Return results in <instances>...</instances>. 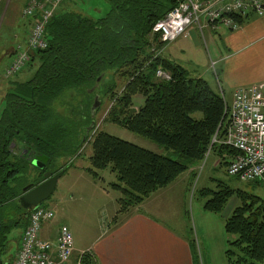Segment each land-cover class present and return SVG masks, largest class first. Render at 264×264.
I'll return each instance as SVG.
<instances>
[{
    "label": "trees",
    "instance_id": "trees-1",
    "mask_svg": "<svg viewBox=\"0 0 264 264\" xmlns=\"http://www.w3.org/2000/svg\"><path fill=\"white\" fill-rule=\"evenodd\" d=\"M110 4V13L99 20L63 5L47 27L48 48L34 52L23 69L33 76L25 81L9 80L0 117V216L21 195L15 191L23 176L20 173L29 165L39 171L32 164L34 154L46 157L50 169L55 153L46 134L57 120L59 107L68 109L70 118L77 120L78 102L92 126L91 107L97 96L102 100V83L107 78L114 82L117 74L127 82L120 94H114L116 83L106 90L104 97L112 95L111 121L188 162L173 161L107 133L96 134L89 171L96 179L107 169L116 173L118 183L110 187L121 194V212L140 206L210 153L236 154L223 144L227 130L223 96L168 59L162 52L167 44L153 34L154 26L175 8L177 0H110ZM158 71L168 74L170 80L157 77ZM137 96L145 98L142 107H136ZM62 170L66 173V167L55 173ZM218 187L203 192L209 198L207 211L220 214L230 200L239 201L225 222L226 233L235 237L229 236L228 264H262L264 199L223 183ZM83 264H93L89 254Z\"/></svg>",
    "mask_w": 264,
    "mask_h": 264
},
{
    "label": "rangeland",
    "instance_id": "rangeland-1",
    "mask_svg": "<svg viewBox=\"0 0 264 264\" xmlns=\"http://www.w3.org/2000/svg\"><path fill=\"white\" fill-rule=\"evenodd\" d=\"M24 1L0 0V117L2 98L8 88L9 80L22 79L25 81L33 76V73L28 70H22L18 74L19 76L15 75L12 78H6L4 76V70L7 67L6 64L13 58L10 56L14 52L13 47L20 43L23 44V37L27 36L32 26V20L24 18L22 15L25 7ZM75 1L74 5L80 6L86 16L95 20L105 17L111 9L110 0ZM73 2L74 0H67L61 7L65 4L70 5L68 7H73ZM182 41L180 40L179 44ZM179 44L178 48L180 47ZM169 50L170 47L165 52L163 50V54L166 53L168 55ZM113 78L115 79L114 82L107 78L102 83V90L99 91V95L102 97V106L95 118V125L90 131H87L89 125L88 117L80 110L78 102L76 103L77 109H75L77 120L70 118V111L68 109L59 107L57 120H54V125L50 126L48 132L46 131V135L49 137L47 140L53 146L51 152L55 153L52 157L49 171L56 172L60 167H66V173L59 180L52 197L41 205L42 208L51 209L56 214L51 222L43 226L41 231L42 239H50L56 235L58 236L60 228L66 225L73 233L77 246L78 244L81 246L84 244L87 245L89 241V230L91 231L93 239H95L100 231L106 229L108 224L105 217L106 210L108 209V212L113 211V206L117 205V200L121 194L110 187L112 184L118 183L117 175L111 169L99 172L100 179H96L89 171L92 168L90 159L93 155V144L96 134L107 133L142 149L168 157L173 161L188 164L184 156L175 154L164 146L132 133L111 121L109 112L113 106L112 95L104 97L106 90L108 86L116 83L117 87L114 88V94H120L127 82L125 78H121L118 74ZM223 98L229 109L231 106L230 98ZM86 99L87 101L92 100L90 97H86ZM134 101L137 107H142L145 104V98L143 96L135 97ZM228 166L229 163L226 167L225 161H220L218 153H210L202 163L194 164L190 168L191 170L194 169V173L190 175L188 181L192 189L189 195L188 210L190 213L191 227L196 238H198L197 231L199 230L198 221H202L199 212L203 211V204L209 199L203 195L204 191H217L219 190L218 186L223 183L234 190H243L251 194H256L264 199V188L261 185L244 183L236 177L229 176L227 173ZM38 174L39 171L29 165L28 168H25V171L20 173L23 176L15 184L17 186L15 191L20 194L29 184L35 182ZM11 180H9V184L14 182ZM107 188L109 189L108 194L104 193V190ZM235 204L236 206L239 204L236 198L230 200L225 210L220 214L205 212V214L213 217L215 220V226L213 225L215 233H223L235 238L234 236L228 235L225 231L226 217L232 214ZM22 209L16 200L5 206L1 212L0 264H13L21 248L29 219V216H26V212L23 215L24 209ZM31 211L28 213L30 214ZM199 231L202 235V230ZM52 240L51 242H55ZM205 261L208 264L207 260ZM73 262H76L74 258Z\"/></svg>",
    "mask_w": 264,
    "mask_h": 264
},
{
    "label": "crops",
    "instance_id": "crops-1",
    "mask_svg": "<svg viewBox=\"0 0 264 264\" xmlns=\"http://www.w3.org/2000/svg\"><path fill=\"white\" fill-rule=\"evenodd\" d=\"M75 2L74 12L86 16ZM26 3L25 0L24 6ZM27 36L23 37L25 45ZM173 44L164 46V52L170 47L168 55H164L186 69L191 77L205 80L213 92L230 98L231 104L237 89L264 84V16H251L241 22L237 31L224 26H192ZM219 157L220 161L230 163L235 155L225 153ZM193 171L188 170L129 211H120L118 199L113 211L106 210L107 227L95 239L89 230L87 245L77 246L73 235L74 260L88 252L93 264H206L205 260L208 264H228L225 252L230 237L214 232L215 220L205 214L209 212L206 202L199 212L202 235L198 230V238L194 237L188 210L192 190L188 181ZM104 191L109 193L108 188ZM43 239L56 241L57 235Z\"/></svg>",
    "mask_w": 264,
    "mask_h": 264
},
{
    "label": "built area",
    "instance_id": "built-area-1",
    "mask_svg": "<svg viewBox=\"0 0 264 264\" xmlns=\"http://www.w3.org/2000/svg\"><path fill=\"white\" fill-rule=\"evenodd\" d=\"M67 0H26L22 15L32 20L26 45L18 44L12 62L4 76L12 78L20 73L34 52L48 48L47 27L56 11ZM251 16H264L263 0H177V5L153 28V34L171 44L192 26L203 24L217 28L224 26L231 31L241 28V22ZM157 77L170 80L158 71ZM227 130L223 144L235 151L227 173L244 183L260 184L264 188V84L237 89L233 102L227 108ZM55 211L34 208L29 214L28 227L13 264H83L79 254L76 263L75 243L71 230L62 226L55 242L41 238L43 226L55 218Z\"/></svg>",
    "mask_w": 264,
    "mask_h": 264
},
{
    "label": "water",
    "instance_id": "water-1",
    "mask_svg": "<svg viewBox=\"0 0 264 264\" xmlns=\"http://www.w3.org/2000/svg\"><path fill=\"white\" fill-rule=\"evenodd\" d=\"M101 79L98 80L100 82ZM92 93V91H91ZM100 104L99 98L96 99V105L93 107L92 112L94 113ZM132 113H135L137 110L132 109ZM95 122L92 124L91 129L94 127ZM48 159L44 156H37L32 162L33 166L39 170L44 171L48 164ZM65 174V170L60 171L57 174H53L51 171L44 174L45 181L36 187L32 188V185H29L23 190L24 195L18 198V203L20 206L26 210L30 211L34 208L40 207L44 202L48 201L54 194L58 182L61 177Z\"/></svg>",
    "mask_w": 264,
    "mask_h": 264
},
{
    "label": "flooded vegetation",
    "instance_id": "flooded-vegetation-1",
    "mask_svg": "<svg viewBox=\"0 0 264 264\" xmlns=\"http://www.w3.org/2000/svg\"><path fill=\"white\" fill-rule=\"evenodd\" d=\"M103 78H104V76H103ZM103 78H100V79L102 80ZM101 80H100V82H101ZM92 93H94V92H92ZM93 95H95V93H94ZM97 98H98V96L96 97V99H97ZM96 99L94 100V103H93V105H92V107H91V113H92V117H93L94 119L96 118V116H97V114H98V112H99V110H100V108H101V106H102V103L100 102V104L98 105L96 111H95L94 113L92 112L93 107L96 105ZM87 129L91 130V126H88ZM37 156H39V155L34 154V156H33V158H32V162L35 160V158H36ZM47 166H48V165H47ZM46 172H49V170L47 169V167H46V169H45L44 171L39 170V174H38L37 179L35 180V182H33L32 184H29V185H32V186H33L32 188H34V187H36L37 185H39V184H41L42 182H44V181H45L44 174H45ZM51 172H52V171H51ZM52 173H53V174H57V173H59V172H57V173L52 172ZM35 177H36V176H35ZM24 194H25V193H23V191H22L20 197H21L22 195H24ZM24 212H26V213L28 214L29 211H25V210H24Z\"/></svg>",
    "mask_w": 264,
    "mask_h": 264
}]
</instances>
